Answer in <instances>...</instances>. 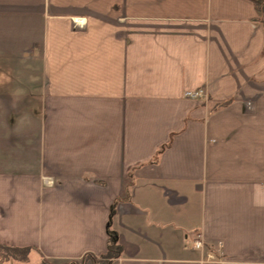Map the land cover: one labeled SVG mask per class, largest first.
I'll use <instances>...</instances> for the list:
<instances>
[{"label":"crops","instance_id":"obj_1","mask_svg":"<svg viewBox=\"0 0 264 264\" xmlns=\"http://www.w3.org/2000/svg\"><path fill=\"white\" fill-rule=\"evenodd\" d=\"M257 18L250 0H0V244L84 264L111 222V264H264Z\"/></svg>","mask_w":264,"mask_h":264},{"label":"trees","instance_id":"obj_2","mask_svg":"<svg viewBox=\"0 0 264 264\" xmlns=\"http://www.w3.org/2000/svg\"><path fill=\"white\" fill-rule=\"evenodd\" d=\"M254 3L258 18L257 22L264 25V0H250ZM111 222L109 225V246H108V253L101 258V261L99 259L95 258L94 256H88L86 260H89L92 262V264H111V261L114 259H118L122 254V247L119 245V237L116 233L111 232ZM0 249L8 251L12 254H21L25 260L28 261V257L32 250L30 249H19L14 247H8L0 244ZM104 259V261L102 260ZM67 264H78V263H67Z\"/></svg>","mask_w":264,"mask_h":264},{"label":"rangeland","instance_id":"obj_3","mask_svg":"<svg viewBox=\"0 0 264 264\" xmlns=\"http://www.w3.org/2000/svg\"><path fill=\"white\" fill-rule=\"evenodd\" d=\"M201 98H204V92L197 93ZM104 261V259H102ZM101 261V259H99ZM68 262H60V263H49L44 261V263L39 262L38 260H33V257H28V261L24 259L21 254H12L8 251L0 249V264H67ZM70 263V262H69ZM83 262H78V264H82ZM84 264H92L91 261L86 260Z\"/></svg>","mask_w":264,"mask_h":264},{"label":"built area","instance_id":"obj_4","mask_svg":"<svg viewBox=\"0 0 264 264\" xmlns=\"http://www.w3.org/2000/svg\"><path fill=\"white\" fill-rule=\"evenodd\" d=\"M188 96H189V97H193V98L201 97V96H199L198 94H195V95H194V94H189Z\"/></svg>","mask_w":264,"mask_h":264}]
</instances>
